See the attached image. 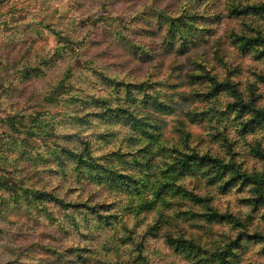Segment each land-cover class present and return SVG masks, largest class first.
<instances>
[{
	"label": "trees",
	"instance_id": "1",
	"mask_svg": "<svg viewBox=\"0 0 264 264\" xmlns=\"http://www.w3.org/2000/svg\"><path fill=\"white\" fill-rule=\"evenodd\" d=\"M81 1L0 0V264H264V0Z\"/></svg>",
	"mask_w": 264,
	"mask_h": 264
},
{
	"label": "rangeland",
	"instance_id": "2",
	"mask_svg": "<svg viewBox=\"0 0 264 264\" xmlns=\"http://www.w3.org/2000/svg\"><path fill=\"white\" fill-rule=\"evenodd\" d=\"M17 7H24V11H29V14L26 17L21 16L19 13L12 15L14 19L22 20L20 18H25V23L20 24L18 26V29L21 31L22 28L26 27L28 23L34 24L38 19H42L48 22H54L55 24H61V26H71V21L75 19L74 17H78L80 15H84V17L92 15L89 11L91 9L88 8L85 1L81 0H15ZM81 5V6H80ZM73 7H79V9H72ZM4 10H7V8H4ZM17 20V21H18ZM78 20V19H77ZM32 27L31 25L27 26L26 28ZM87 29L89 31H93L94 28L91 25H87ZM47 39V42L50 45H53V37L49 35L48 33H45L44 36ZM41 43V42H40ZM250 62L249 59H245V63ZM241 64V63H240ZM176 63L174 62L171 65H166L163 70H161V77L165 78L170 83H175L177 79H175L178 71H177ZM164 79V80H165ZM163 90L172 92L175 91L163 87ZM178 89H176L177 91ZM173 93V92H172ZM176 93V92H175ZM175 97V96H174ZM176 98V97H175ZM51 108L55 109V107L45 105V108ZM166 120V130L171 124L170 119L165 118ZM5 127L0 126V131L4 130ZM202 129L200 126H194L193 127V133L201 134ZM191 231L194 233H202V230L195 226L190 227ZM212 229L214 231H220V227L213 226ZM149 248H155V250H158L163 257L153 258V264H184V261L181 259L174 258L175 256L172 255V252L167 250L162 242L161 239H149L148 245ZM248 247V245H247ZM255 247H251L250 251H254ZM128 249L126 245L123 248V260L129 258L130 256L127 254ZM167 254V255H166ZM164 255V256H163ZM259 260H262L261 258Z\"/></svg>",
	"mask_w": 264,
	"mask_h": 264
}]
</instances>
